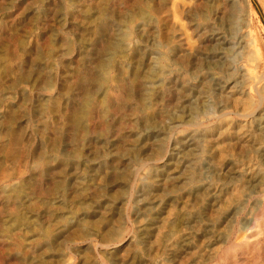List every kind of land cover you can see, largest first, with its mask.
<instances>
[{
    "label": "rangeland",
    "instance_id": "obj_1",
    "mask_svg": "<svg viewBox=\"0 0 264 264\" xmlns=\"http://www.w3.org/2000/svg\"><path fill=\"white\" fill-rule=\"evenodd\" d=\"M138 6L152 13V26H148V34L153 40L150 51L153 59L148 66L144 65L145 69L151 71L157 67L166 74L170 70L173 75H181L185 81L193 82L196 86L201 84L200 81L206 76V68L215 67L216 64L207 62L203 55L210 49L202 43L204 35L199 36L202 32H197L198 25L219 22L213 16L214 8H204V0H0V264H129L134 254L142 257V264H264V211L258 223L247 232L245 242H240V234H243L240 232H237V239H234L235 236L228 242L224 239L233 224L230 221L232 208L239 206L233 216L238 221L252 214V204L243 203L250 194L243 186L236 188L238 181L226 186L227 194L220 196L218 205L207 209L210 196L206 191L194 201H190L187 195L200 185V181L194 184L189 180L187 182L185 176L188 168H177L180 171L174 176L180 181L174 184L173 190L165 185L164 190L159 191L163 203L158 210L135 214L139 199L136 200L134 191L145 183L151 173L165 168L168 160L175 163L173 156L177 152V156L183 155L181 150H173L172 139H180L193 129L188 125L187 117L177 119V122H171L169 117L159 121L161 127L168 126L170 130L161 136L162 140L153 151L147 152L148 157H139V160V152L135 148L137 129L134 119L150 116L155 105L143 106L141 97L134 90L130 92L127 89L123 102L128 106H109L108 98L103 94L105 78L110 88L123 83L126 87L133 86L131 74L134 72L130 63L135 54L132 51L143 41L139 34L143 28L142 20L138 15H132ZM202 8L208 11L207 15H201L204 13ZM49 9L63 14L66 23L63 21L53 30L44 26L43 15ZM227 9V14H238L244 19L247 15L251 16V31L259 39V51L262 53L259 54L260 58L263 57V65H259L258 72H263L264 0H235ZM106 11L108 16L113 14L117 28L126 31L125 34L130 33V38L121 46L124 53H118L115 63L102 73L97 61L83 62L77 52L79 40L83 44L91 41L96 51H105L111 41L109 34H113L109 28L115 25L104 20ZM105 29H108V33L99 38ZM121 56L123 58H119ZM94 73L95 76L103 75L92 79L97 86L88 90L85 79L92 77V74L94 77ZM100 86L105 89L102 91ZM223 95L227 96L225 93ZM219 98L208 105V117L214 115L218 105L222 104L224 99ZM186 105L189 109L192 106ZM84 107L94 108L93 113L88 114ZM108 110L111 111L109 114L114 112L122 117L123 131L130 136L122 141L123 150H118L122 148L120 145L117 149L119 152H113L114 156L111 157L103 155L100 148H92L96 152L93 159L103 164L100 167L103 170H98L100 168L97 166L94 168L93 181L86 176L75 180L77 189L70 195V189L65 192L66 183L70 188V179L64 178L65 171L82 157L81 160L85 158L88 145L86 128L95 126V135L103 134ZM163 113L160 116L164 118ZM234 116H231L235 121L232 133L238 132V128L245 124L242 118ZM212 122L208 124L212 125ZM217 132L213 131L210 141L204 144L206 152L200 151L203 160L214 153L220 154L222 148H229V152L239 150L228 144L232 142L229 137L222 136L225 140H219ZM215 137L218 140H212ZM218 162V158L213 161L216 167ZM112 169L119 178L118 183L110 187L105 182L104 172H113ZM207 173L204 182H214L213 176ZM183 191L186 192L182 196L180 193ZM87 193L95 196L96 200L114 205L113 216L103 214L100 208L94 209L100 213L86 217L81 214L91 211ZM165 194L178 199L169 202V196ZM56 199L60 201L54 203ZM200 210L204 212L201 223H192L191 229L182 226L176 229L174 237L188 233L192 247L171 261L164 249L166 238L163 236L168 235V231L175 226V216L181 212ZM228 215L230 219L223 223ZM150 216L157 217V222L150 230L146 244H140L137 228ZM75 217L81 219L80 223L70 230L69 222ZM204 223L208 224L214 240L201 236ZM63 228L67 229L64 235L61 233ZM228 246L236 251L226 252Z\"/></svg>",
    "mask_w": 264,
    "mask_h": 264
},
{
    "label": "bare ground",
    "instance_id": "obj_2",
    "mask_svg": "<svg viewBox=\"0 0 264 264\" xmlns=\"http://www.w3.org/2000/svg\"><path fill=\"white\" fill-rule=\"evenodd\" d=\"M245 1L248 2V0ZM234 2L235 0H204V8H214L215 11H212L213 16L216 17V19H219V22L214 21L205 25H198L199 28L197 32H202L199 35H204L202 43L210 49L207 53H203L205 59H207L206 61L216 64L215 67H217V70H214L216 69L214 66L206 68V76L200 81L201 84L198 83L200 86L194 85L193 82L185 81L181 75H173L170 70L168 71V74H166L165 72L157 69V67L152 68L151 71L145 69L144 65L148 66L153 59V57H151L152 52H150L152 50L151 46L153 40L148 34V26H152V13L150 14V10L147 12L143 9V7L138 6L136 12L132 13L133 11H131V13L132 15H138L142 20L141 23L143 28L139 30V34L141 35L143 41L142 44L135 49V51H132V54H135L131 61L132 63H130L134 72L131 74L134 79L133 86L131 85L126 87L123 83L122 85L110 88L107 87L105 78V80H103L106 85V87L104 85L106 89H102V86L99 88H101L102 91L104 90L103 94H105L108 98L107 102L109 106H111V104H116V106L123 105L124 107L128 106V103L123 102L126 97L124 94H126L127 89H129L130 92L131 90H134L137 96L141 97V104H143V106L146 104H150V106L155 105V109H152L153 112L150 116H142L138 118L134 117L136 123L135 127L137 129L135 148L138 149V152L141 154L140 156L137 152L139 155L138 158H144L147 155V152L153 151L159 145V141L162 140L161 136L166 134L167 130H170L168 129V126L163 128L158 124L159 121H164L166 117H169L171 122H177V119H184L187 117L188 125L193 128L183 137L181 136L182 138L172 139L173 150H181L183 155L177 156V152V154L173 156L175 163L168 160L167 163L164 164L165 168L161 169L159 172L151 173L147 176L145 183L138 186L136 191H134L136 194V200L139 199L136 201L139 206L135 209V214L141 215L146 210H158V207L163 203L161 202L163 198L161 200L159 191L164 190L165 185H168L170 189L173 190L175 187L174 184H177L178 181H180L177 180L178 177H175L174 175L181 169L184 170L188 168L185 176L187 182L189 180L191 181L190 183L194 184L200 181V185L198 187H194L195 189L190 191V193H187V195L190 197V201H194L200 194L204 195L203 191H206L210 196L207 202V209L214 208L219 204L221 201L220 196H223L226 193V186L233 185L234 181L239 182V184L237 183L236 185L237 189L243 186L242 188H244L245 191H248L250 196L246 195L248 198L244 196L246 198H244L245 201L243 203L244 205H247L248 203L252 204V207L250 208L252 211L251 216H243V221L242 219L238 221L237 218H233V216L235 215V210L238 209L239 206L237 208H232L230 213L232 215L233 212V216L230 221L233 224L227 233L226 238H224L226 242L230 241L234 236V239H237V232H240L243 233L240 234L242 235L240 242H245L247 240V232H250L252 225H256L258 223L260 218L259 216L262 211H264V71L259 73V65H263V57L260 58V54L262 53L259 51V39L257 35L251 31L253 26L251 16L247 15V18L244 19L238 14H227L225 11L228 10V6L232 5ZM131 3L132 2H130L129 5ZM122 5L126 6V4ZM204 8H202L204 10V13L201 14L202 16H205L208 13V9L205 10ZM104 10L107 9L104 7ZM152 12H154V10ZM112 15L113 14L108 16L107 11L105 12L104 20H109L111 24L115 25H112L109 28L113 34H109L111 41L108 42L109 44L106 46L104 52L96 51L97 49L94 47L95 44L91 41L85 42L84 44L83 41H78L79 46L77 55L83 62L97 61L101 65L100 70L102 73L105 68L108 69L115 63L114 59L118 56V53L121 51L124 53V49H122L121 46H123L130 38V33L125 34L126 31L124 32L123 29L117 28V23L114 22ZM43 17V25L50 30H53L54 27L64 21L63 14L56 13L54 9H49ZM106 33H108V29H105L102 33H100L99 38ZM176 51L177 53L180 52L179 49ZM119 58H123V56ZM219 68H225V70ZM97 69L98 68H96L95 72H97ZM100 75L102 76L103 74H97L95 76L94 73V77L92 74L93 78L86 77L85 81L88 82L89 85V88L87 87L88 90H91L90 88L92 86H97L96 84L94 85V81L92 82L91 80H94L95 77H100ZM224 93L227 94L226 97H224ZM219 97L224 99L222 100V104L218 105L214 115L208 117V105L212 100ZM131 100H133V98ZM187 103L192 105L190 106V109L187 107ZM215 105L217 106V103ZM135 106H137V104ZM93 109L94 108L92 107L91 109H89V107H84V111L88 112V114H90ZM136 111L138 110L136 109ZM107 112V117L104 119L105 130L103 134L100 133L102 135L96 136L94 132L95 126L86 128V131H84L87 134L86 144L88 145L86 147L85 158L84 160H81L83 158L82 157L77 164L69 166L65 171L64 178L66 177L70 179V188L66 183L65 192L67 193L70 189V195L74 194V191L77 189L75 180L86 176L93 181L94 174L96 173L94 168L96 166L100 168L103 165L100 162H95L93 159L95 158L96 152H93L94 150H92V148L95 150L100 148L103 155L105 154L111 157L114 156L113 152L117 154L120 149L123 150L124 145L122 141H126V138H129L128 136H130L127 131H123L124 120L122 117L118 114V116L115 115L114 112L113 114H109L111 112L109 110ZM160 113H163L164 118L163 116H160ZM231 116H234V118H242L245 122L242 127L239 126L241 128H238V132H231V130L235 127V121H233ZM213 119H216V121H213ZM211 122L212 125L208 124ZM213 131H219V133L217 132L219 140H225L221 138L222 136H226L225 138L229 137V140L232 142H229L228 144H231L234 148H239V150L236 152L234 149L235 151L233 150L232 152H229V148H222V150L218 148L220 149V154L214 153L212 156H207V158L204 157L205 159L203 160L201 157H203V153L206 152V145L204 144L210 141ZM214 139H217V137L212 138V140ZM245 139L248 140L244 142L243 140ZM100 143L101 145H99ZM120 145L122 148L118 149V147H121ZM256 146H258V148H256ZM117 149L119 151H117ZM216 158L219 159L217 167L213 163ZM143 161L145 163V160ZM173 164H176L175 167ZM177 168H180V170H177ZM101 169L103 170V168L98 170ZM112 170L113 172L110 170H106L104 172L105 182L109 184L110 187L117 184L119 178L117 175L118 173L114 172L115 169ZM218 171L220 172L219 174ZM207 172L213 176L215 179L214 182H212L213 180L210 183L207 181L204 182V180H206L204 176ZM199 173H201V175ZM196 178L197 182H195ZM78 182L77 184H79ZM184 192L186 191L181 192L180 195L183 196L185 194ZM173 193H175V191ZM87 194L88 196H86V198L90 201L88 205L91 208V211H89L90 213L83 212L81 214L86 217L87 215L100 213L98 210L97 212L94 210L100 208L102 209L101 212H103V214L105 213L108 216H113L115 212L114 205L106 204L102 200H96L95 196L89 193ZM165 195L168 197L170 194ZM60 199H56L57 201L54 203H57ZM175 199H178V197L173 195L168 197L169 202H173ZM50 207L51 206H49V208ZM203 214L204 212L200 210L194 213L181 212L175 216V226H173L175 229L172 227L171 230L168 231V235L165 234L163 236L166 238L164 249L166 251V255H168L171 261L188 252L189 248L192 247L190 245L191 236L188 235V233L174 237L175 231H177L176 229L180 226L184 229H191V224L199 223ZM229 216L230 215L225 217L222 222L224 223ZM150 217L146 219L144 224L139 225L137 228L140 237L138 242L140 244H146V240L151 235L150 230L153 229L154 224L157 222V217ZM73 219V221L70 220L71 222H69L70 230H72L75 226H78L81 220L79 217H75ZM236 224H238V228ZM66 230V228H63L61 233L64 235ZM172 232L174 233L172 234ZM170 233L172 234L171 236ZM200 233L202 237L208 236L210 239L213 238L210 236L211 231L208 229V224L204 223V226L201 227ZM221 239L222 238H218V240ZM212 240H214V238ZM225 251L233 253L236 250L234 247L228 246L225 248ZM130 259L131 261L129 264H132L133 260L135 261L133 264H142V257L137 254L132 255Z\"/></svg>",
    "mask_w": 264,
    "mask_h": 264
}]
</instances>
